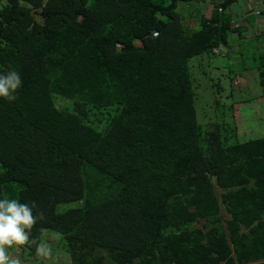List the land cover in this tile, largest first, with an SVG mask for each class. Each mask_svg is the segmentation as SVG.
<instances>
[{
	"label": "trees",
	"instance_id": "obj_1",
	"mask_svg": "<svg viewBox=\"0 0 264 264\" xmlns=\"http://www.w3.org/2000/svg\"><path fill=\"white\" fill-rule=\"evenodd\" d=\"M196 2L0 0V72L22 78L0 100V199L39 214L22 257L48 231L70 264H264V135L200 122L190 69L260 48L264 88V40L234 0Z\"/></svg>",
	"mask_w": 264,
	"mask_h": 264
},
{
	"label": "rangeland",
	"instance_id": "obj_2",
	"mask_svg": "<svg viewBox=\"0 0 264 264\" xmlns=\"http://www.w3.org/2000/svg\"><path fill=\"white\" fill-rule=\"evenodd\" d=\"M188 8L189 6H185L184 3H179L177 10L183 13ZM189 10H192L193 13L192 7ZM184 22L190 27L196 25L194 17L192 20L184 19ZM261 51L257 48L243 51V56L246 58L234 62L232 66H230L232 62L226 61L225 58L218 57L212 60L209 55L191 59L190 69L193 75L196 108L200 122L206 124L218 122L225 126L231 125L233 128L235 121L240 141L264 135V91H261L259 87L257 75L252 76V70H255L251 68L257 64L253 59L258 58ZM253 54H255L254 57L251 56ZM241 68H248V70L239 74ZM231 69L233 75L238 74L235 79L226 78L228 76L227 71H231ZM218 80L223 86L221 90L215 87L219 83ZM237 81L245 82V84L242 86L232 85L233 82ZM217 100L219 105L216 104ZM230 110H232L231 114L233 113L234 119L231 118ZM59 239L60 235L47 231L42 237L41 244L45 245L47 257L50 260L47 261L43 252L36 251L32 258H29L32 264H70L69 258L64 252L57 250L53 253L51 250L55 244L59 243ZM13 249L14 247L9 251ZM10 256L12 255L10 254Z\"/></svg>",
	"mask_w": 264,
	"mask_h": 264
},
{
	"label": "clouds",
	"instance_id": "obj_3",
	"mask_svg": "<svg viewBox=\"0 0 264 264\" xmlns=\"http://www.w3.org/2000/svg\"><path fill=\"white\" fill-rule=\"evenodd\" d=\"M256 75L258 77L257 72ZM233 84L242 86L245 82L237 81ZM21 88L22 78L19 71L11 69L0 72V100L14 101ZM33 208L34 206L14 198L0 199V264H19L18 260L10 256L15 252L22 264H32L29 258L22 257L24 255L22 250L24 244L29 242V233L39 215H34ZM12 247L14 249L9 251ZM37 251L47 255L44 244L39 245Z\"/></svg>",
	"mask_w": 264,
	"mask_h": 264
},
{
	"label": "crops",
	"instance_id": "obj_4",
	"mask_svg": "<svg viewBox=\"0 0 264 264\" xmlns=\"http://www.w3.org/2000/svg\"><path fill=\"white\" fill-rule=\"evenodd\" d=\"M221 1L223 0H197L196 4L200 14L209 17L213 6L221 3ZM227 11L233 17V20L237 21L235 24L241 26L240 28L245 36L255 38V40H264V0H234ZM255 74L256 71L252 70V76ZM261 91H264V88Z\"/></svg>",
	"mask_w": 264,
	"mask_h": 264
},
{
	"label": "built area",
	"instance_id": "obj_5",
	"mask_svg": "<svg viewBox=\"0 0 264 264\" xmlns=\"http://www.w3.org/2000/svg\"><path fill=\"white\" fill-rule=\"evenodd\" d=\"M12 259H16V260L19 261V264H22V263L20 262V260H19L18 255H17L16 252L12 255Z\"/></svg>",
	"mask_w": 264,
	"mask_h": 264
}]
</instances>
